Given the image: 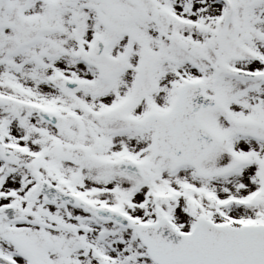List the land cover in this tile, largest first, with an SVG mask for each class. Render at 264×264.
<instances>
[{"label": "snow or ice", "instance_id": "snow-or-ice-1", "mask_svg": "<svg viewBox=\"0 0 264 264\" xmlns=\"http://www.w3.org/2000/svg\"><path fill=\"white\" fill-rule=\"evenodd\" d=\"M0 264H264V0H0Z\"/></svg>", "mask_w": 264, "mask_h": 264}]
</instances>
